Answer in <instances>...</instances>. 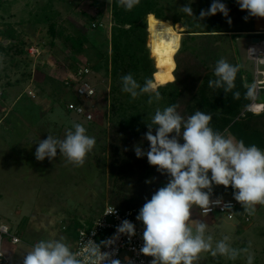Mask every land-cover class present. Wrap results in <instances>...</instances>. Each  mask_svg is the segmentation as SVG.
Instances as JSON below:
<instances>
[{
	"label": "rangeland",
	"instance_id": "rangeland-1",
	"mask_svg": "<svg viewBox=\"0 0 264 264\" xmlns=\"http://www.w3.org/2000/svg\"><path fill=\"white\" fill-rule=\"evenodd\" d=\"M11 1L8 4V13H13V16L5 15L7 21L15 24L14 29L22 35L19 39L23 38L29 44L27 53L23 55L0 52V96L3 92L0 97V113L3 116L0 115V119L8 116L3 124L2 121L0 122V222L9 225L11 231L17 232L21 237L22 240L18 244H11L9 239H5L3 247L11 264H22L23 256L41 240H61L75 251L76 236L67 229L73 227L74 217L86 223L90 218L97 217L98 212L104 207V202L108 201L110 195L108 189H112V177L105 164L109 149V135L106 132L112 119V109L110 111V106L109 110L102 106L98 107L92 122H87L80 115L65 109L66 102L72 99V94L63 93L60 96L55 87L57 81L60 82V78L68 72L69 62L93 64L100 60L106 51L111 53L109 44L111 23L108 20L111 18L112 0L52 2L53 8L58 11L55 20L59 30L65 35L87 33L91 39L89 44H85L83 54L77 57L67 46L61 44L60 38L56 37L51 44L52 37L48 32L46 21L37 23L32 20V16L38 12L39 5L46 0ZM161 2L170 5L167 12L179 16L181 23L174 25L169 20L150 17L149 51L151 58L153 57V68L156 69L152 84L154 92H159L160 85L175 78L173 73L176 67L175 54L182 40L189 37L183 31L187 28L191 29V25L196 28L193 24H196L197 28H212V20L209 17L201 21L196 18L199 17L201 10L210 7L212 0H161ZM221 2L229 9L232 23L230 25L223 14L217 13L214 16L220 21L218 26L225 30L242 31L222 32L233 33L235 38L232 35L215 36L212 35L213 33L196 35L193 42L188 38L189 44L193 43L196 46L193 53L202 61L200 64L208 66L210 71H214L217 61L223 58L230 64L239 65L245 72L244 78L248 73L253 76L254 63L246 57V45L251 41V37L242 32L262 27L264 18L249 17L246 21L244 17L247 12L240 10L236 0H221ZM189 3L196 17L183 13L181 7ZM98 11L103 13L98 19H104L107 23L100 30H91L90 25ZM154 22L164 23L178 31V35L172 39L171 57H162L152 52L151 30L156 24ZM5 27L0 11V30H4ZM17 40L18 37L0 36V44L4 47L16 43ZM186 55L182 57L188 65H191L193 56ZM73 59L77 61L73 62ZM260 68L264 69V64H261ZM97 75H94L95 80L102 77L104 71ZM53 78L55 81L51 80ZM20 86H23V91L26 92L23 93L25 97L21 98L20 106L19 104L16 106L20 97L18 93L21 90ZM98 87L102 90L106 89L107 93L111 94V76L108 77V83L101 80ZM29 92L32 97L29 96ZM72 93L77 96L75 92ZM161 101V99L157 101L155 106L157 109H161L162 106L157 105L161 104ZM155 111L156 109H152L144 112L145 118L141 120L138 129H143L142 124L151 120ZM113 117L116 118L117 115L113 114ZM74 123L83 125L87 130L86 134L96 140L84 165L74 167L66 164L65 158L59 156V150L54 160L49 161L45 158L42 162L37 161L35 151L39 140L46 139L48 135L64 139L66 132L72 129ZM5 124L10 128V133ZM230 138L234 137L230 136ZM224 189L223 185H213L210 197H230L231 195ZM118 194L124 195L125 191H120ZM131 197L133 203H137L138 198H142L141 195L133 192H130L129 198ZM139 203L143 204L145 201L142 199ZM190 218L203 220L207 224L205 238L212 236L213 249L224 237L229 238L226 243L231 248L248 249V252H241L236 259L219 254L213 256L211 251H204L193 261V264H247L249 254L254 256L253 264H264V205L258 204L251 222L229 220L218 213L200 215L197 206L191 209Z\"/></svg>",
	"mask_w": 264,
	"mask_h": 264
},
{
	"label": "clouds",
	"instance_id": "clouds-1",
	"mask_svg": "<svg viewBox=\"0 0 264 264\" xmlns=\"http://www.w3.org/2000/svg\"><path fill=\"white\" fill-rule=\"evenodd\" d=\"M117 3L131 11L139 0H117ZM236 3L241 11L247 12L246 21L249 17L264 18V0H236ZM181 8L183 13L196 17L190 3ZM217 13L223 14L231 25L229 9L221 0H212L210 7L201 10L196 18L201 21ZM239 68L223 58L218 60L214 69L216 79L209 80L208 86L223 89L226 95L233 92ZM121 83V91L133 99L144 94L149 96V104L161 99L160 93L153 91L151 79L146 78L141 85L129 73L121 77ZM245 96L255 98V84L248 86ZM233 98L239 99L240 93L233 92ZM211 120L210 114L199 110L185 119L177 111V105L163 110L158 108L144 134L149 147L144 149L140 144L134 145L137 158L146 156L149 165L168 177L167 183L146 200L136 216L143 224L144 243L139 251L153 258L151 264H193L204 251L230 259L248 252L247 248H231L226 243L228 237L218 241L213 249L212 236L205 238L207 224L190 218L193 206H198L207 215L212 210L211 204L222 203L221 199L210 200L213 185H223L226 189L230 186L234 200L248 215L255 213L256 205H264V150L256 145L245 146L242 140L236 141L214 131L209 126ZM86 131L83 125L74 123L64 139L48 135L39 140L36 160L42 162L47 158L52 161L59 150V156L65 158L66 164L82 167L96 143ZM224 206L232 207L231 203ZM109 214H116V208L109 206L104 216ZM117 232L132 237L136 235L135 225L125 219ZM111 243L112 240L102 245L108 247ZM102 245L89 239L83 242L81 251L74 252L61 240H41L23 256L22 264H121L111 254L102 252ZM253 260L254 256L249 254L247 264H253Z\"/></svg>",
	"mask_w": 264,
	"mask_h": 264
},
{
	"label": "trees",
	"instance_id": "trees-1",
	"mask_svg": "<svg viewBox=\"0 0 264 264\" xmlns=\"http://www.w3.org/2000/svg\"><path fill=\"white\" fill-rule=\"evenodd\" d=\"M53 1L55 0H46L39 5L38 12L32 16V20L37 23L46 21L48 23V32L52 37L50 40L51 44L54 43L56 37L60 38L61 44L65 45V47L67 46L74 53V56L77 57V55L85 51V44H89L91 39L87 33L65 35L62 30H59L55 20V15L58 11L53 8ZM11 2V0H0L1 19L2 23L6 26L4 30H0V36L8 38L18 37V40L16 43H10L7 47L0 44V52L5 51L6 53L23 55L27 53L26 50L29 43H26L23 38L19 39L22 36L21 33L14 29L15 24L7 21L6 16H13V13H8V4ZM169 7L170 5L161 2V0H139L138 5L131 11H127L118 5L117 0H112L111 18L108 20L111 23L109 41L111 53L109 54L106 51L100 60L93 64L89 62L82 64L79 62H69L70 67L68 68V72H66L63 78H60V82L57 81L58 84L55 87L60 96L63 93L72 94V99L66 102L65 109L68 112L75 113L74 110L67 108L69 102H75L83 106L86 113H93L91 120L87 119L86 114L80 115L87 122H92L98 107L102 106L106 110H109L110 106V111L112 109V119H110L106 132L109 135V149H107L108 156L105 158V164L112 177V189H108L110 191L108 201L119 207L144 205V203H139L140 200L143 199L145 202L146 200H150L151 196L168 181L167 175H162L157 171L155 166L149 165L146 156L137 158L134 152V145L136 144H140L144 149L149 147V142L144 139V134L148 130L147 123H151V120L144 125L142 124L141 128L143 129L138 128L141 120L145 118V111L157 110V107H155L157 101L154 100L152 104H149V96L147 94L133 99L130 94L122 92L121 77L131 73L141 85L144 84L146 78L151 79L152 82L154 81L156 69L154 70L153 68V57L151 58L149 51L150 17L155 16L157 19L170 20L174 25L181 23L179 16H174L167 12ZM102 15V11H98L97 16L93 17L94 21L107 23L104 19H98ZM209 18L212 20V28H197V25L193 24L196 28L189 25L191 29L187 28V30L183 31L189 37L182 40V44L175 54L176 67L173 71L175 78L158 87L162 101L160 102L161 104L157 105L162 106L160 110L171 105H177V111L185 119L193 115L197 110L210 114L212 120L209 126L214 131H219L227 137L233 136L237 141L242 140L245 146L256 145L261 150H264V110L261 112L247 110L248 105L254 99L258 103L264 104V88L256 92L254 99L246 98L245 94L248 86L253 85V76L248 73L247 77L244 78L245 72L241 67L236 75L235 88L233 89V92L240 93L239 99L233 98V92H229L226 95L223 89L210 88L208 86L209 80L216 79L214 71H210L208 66L200 64L202 61L199 60L197 54L193 53L196 46L193 43L189 44L188 38L193 42L196 35L213 33L212 35L215 36L232 35L235 38L233 33L222 32L242 31L222 29L220 28L221 26H218L220 21L215 16ZM101 28L99 26L93 28L90 25L91 30H100ZM185 54L189 57L193 56L191 65H188L182 57V55L185 57ZM168 56L171 57L172 54L170 53ZM73 60V62L77 61ZM38 66L40 67V64ZM85 68H88L89 71H83L79 74V70ZM201 68L204 70H201ZM101 71H104V75L95 80L94 75H97ZM110 76L112 80L111 94L107 93L106 89L102 90L98 87L101 80L108 83V77ZM48 77L50 78L49 75ZM78 77L79 79H77ZM51 80L55 81V78ZM82 81L95 85L96 91L88 99L80 97L77 92V88ZM20 87L21 90L18 92L20 93V97L17 100L16 106L18 104L20 106L21 98L25 97L26 91H23V86ZM72 92H75L77 96ZM29 94L32 97L30 92ZM2 103L4 104L3 101ZM113 114L117 115V117L114 118ZM0 115L3 116L2 113ZM6 118L8 116H5L1 121L3 122ZM224 190L226 193H232L233 195V189L230 186ZM120 191H125V194L119 195ZM130 192L138 193L142 198H138L137 203H133V198H129ZM257 207L258 205L255 206L256 209ZM197 211L202 215L198 209ZM101 212H98L97 215ZM237 216L235 221L243 222L240 212H238ZM95 218H90L88 222L84 223L80 218L75 216L72 223L73 227H68L67 229H70L77 236L79 229L87 224L91 225Z\"/></svg>",
	"mask_w": 264,
	"mask_h": 264
},
{
	"label": "built area",
	"instance_id": "built-area-1",
	"mask_svg": "<svg viewBox=\"0 0 264 264\" xmlns=\"http://www.w3.org/2000/svg\"><path fill=\"white\" fill-rule=\"evenodd\" d=\"M105 22L103 21H94L91 23L93 28L99 26L104 27ZM251 37V41L246 45V57L248 60L254 63L253 69V81L256 85V92L259 89L264 88V69L260 68L261 64H264V25L256 30H249L242 32ZM253 37H258V41H253ZM30 50V49H29ZM79 74L83 71H89L88 68L79 70ZM79 79V77L77 78ZM96 89L95 85L89 82H83L78 86L77 92L80 97L88 99L94 95ZM256 100L254 99L248 109L251 111H256L254 106H261V109L264 108V104L258 103L255 104ZM67 108L74 110L76 114L82 115L86 114L88 120L93 118L92 112H85L83 106L76 104L75 102H69ZM260 109V110H261ZM258 110V111H260ZM231 195L230 197H210V200L215 201L221 199L222 203L220 205L211 204V211L207 214H221L229 220L237 219L238 212L241 213L243 222H251L254 215H248L244 212L243 207L240 203L234 200L232 193H227ZM227 203H231L232 207L224 206ZM116 208V214H109L104 216L106 209L109 207ZM143 205L133 206V207H119L111 204L110 202H105V206L102 212L94 219L91 225H85L80 228L76 236V247L74 252L81 251L83 242L91 239L97 244L107 243L112 240L113 243L109 244L108 247H101L102 252H107L112 255L113 259H118L121 261V264H151L152 257L144 256L140 253V248L143 246V224L136 220V216L139 213V210ZM197 209L202 215H205L197 206ZM129 220L135 225L136 235L128 237L124 234H118V226L121 225L123 220ZM118 237V238H117ZM9 239L11 244H18L21 242V237L18 233L11 231L9 225L0 222V264H11L10 259L4 251V241Z\"/></svg>",
	"mask_w": 264,
	"mask_h": 264
},
{
	"label": "bare ground",
	"instance_id": "bare-ground-1",
	"mask_svg": "<svg viewBox=\"0 0 264 264\" xmlns=\"http://www.w3.org/2000/svg\"><path fill=\"white\" fill-rule=\"evenodd\" d=\"M178 35L165 24H154L151 30V47L154 54L167 56L171 53L172 39ZM255 104H258L255 102ZM260 110L261 106H254Z\"/></svg>",
	"mask_w": 264,
	"mask_h": 264
},
{
	"label": "crops",
	"instance_id": "crops-1",
	"mask_svg": "<svg viewBox=\"0 0 264 264\" xmlns=\"http://www.w3.org/2000/svg\"><path fill=\"white\" fill-rule=\"evenodd\" d=\"M155 17V16H154ZM156 18V17H155ZM170 21V20H169ZM172 22V21H171ZM154 23H156V22H154ZM157 24V23H156ZM162 24H164V23H162ZM169 27V29H171L172 31H174V32H177L178 33V31L177 30H175V29H173L172 27H170V26H168ZM168 56V55H167ZM166 56V57H167ZM163 57H165V56H163ZM0 122H1V119H0ZM1 123H4V122H1ZM0 123V124H1ZM7 127V126H6ZM7 129H9L8 130V132L10 133V128L9 127H7ZM4 223V222H3ZM6 224V223H5ZM31 244V243H30ZM32 245V244H31Z\"/></svg>",
	"mask_w": 264,
	"mask_h": 264
},
{
	"label": "water",
	"instance_id": "water-1",
	"mask_svg": "<svg viewBox=\"0 0 264 264\" xmlns=\"http://www.w3.org/2000/svg\"><path fill=\"white\" fill-rule=\"evenodd\" d=\"M252 40L253 41H258V37H253Z\"/></svg>",
	"mask_w": 264,
	"mask_h": 264
}]
</instances>
